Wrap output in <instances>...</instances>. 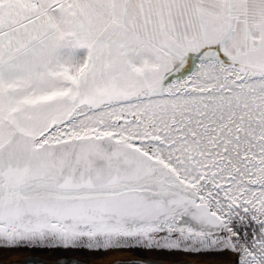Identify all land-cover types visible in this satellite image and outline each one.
Segmentation results:
<instances>
[{"label": "snow or ice", "instance_id": "obj_1", "mask_svg": "<svg viewBox=\"0 0 264 264\" xmlns=\"http://www.w3.org/2000/svg\"><path fill=\"white\" fill-rule=\"evenodd\" d=\"M19 248L264 264V0H0V250Z\"/></svg>", "mask_w": 264, "mask_h": 264}, {"label": "water", "instance_id": "obj_2", "mask_svg": "<svg viewBox=\"0 0 264 264\" xmlns=\"http://www.w3.org/2000/svg\"><path fill=\"white\" fill-rule=\"evenodd\" d=\"M88 254V253H86ZM121 261L123 264H216L218 261H236L223 257L160 256L159 253L143 256L132 251L114 254L84 255L83 253L10 252L0 254V264H102L106 261Z\"/></svg>", "mask_w": 264, "mask_h": 264}, {"label": "bare ground", "instance_id": "obj_3", "mask_svg": "<svg viewBox=\"0 0 264 264\" xmlns=\"http://www.w3.org/2000/svg\"><path fill=\"white\" fill-rule=\"evenodd\" d=\"M20 250L21 249H25V248H19ZM4 250H7V249H3V250H0V254L1 253H6V254H10V252L8 251H4ZM11 250H16V249H11ZM82 251H87V250H83V249H81ZM81 250H71V251H74V252H78V251H81ZM12 251V252H13ZM35 253H38L37 251H53V252H55V253H60V252H64V251H66V250H64V249H45V250H41L40 248H36V249H34L33 250ZM126 251V250H125ZM145 251H148V252H154L155 250H151V251H149V250H145ZM158 251V250H157ZM117 252H120V251H111V252H102V253H105V254H114V253H117ZM121 252H124V250L122 251L121 250ZM147 252V253H148ZM159 252H162V253H159L160 254V256H185V257H223V258H228V259H235V260H237V257L235 256V255H233V254H231V253H224V254H220V255H217V254H212V253H208V254H196V253H189V252H184V251H166V250H159ZM92 253H94V252H92ZM99 253H101V252H98V253H96L95 252V254H90V255H98ZM142 253L141 255H143V256H149V255H152V254H154V253ZM84 255H88V254H86V252L85 253H83Z\"/></svg>", "mask_w": 264, "mask_h": 264}, {"label": "rangeland", "instance_id": "obj_4", "mask_svg": "<svg viewBox=\"0 0 264 264\" xmlns=\"http://www.w3.org/2000/svg\"><path fill=\"white\" fill-rule=\"evenodd\" d=\"M38 249V248H37ZM34 249H29V248H25V249H16V250H9V249H7V250H4V251H9V252H19V251H21V252H34L33 251ZM41 250H45V249H41ZM123 251V250H122ZM125 251V250H124ZM126 251H132V252H135V253H139V254H142V253H147L148 251H145L144 249H140V248H133V249H129V250H126ZM37 252H39V251H37ZM42 252V251H41ZM48 252V251H47ZM51 252H53V251H51ZM90 253V254H95V252L94 253H92V252H90V251H78V252H74V251H71V250H66V251H64V252H61V253ZM96 253H98V252H96ZM148 253H154V254H156V253H162V252H159V251H157V250H155L154 252H148ZM147 253V254H148ZM99 254H103L102 252L101 253H99Z\"/></svg>", "mask_w": 264, "mask_h": 264}]
</instances>
